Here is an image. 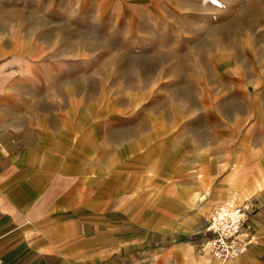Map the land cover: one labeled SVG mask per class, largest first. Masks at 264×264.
Wrapping results in <instances>:
<instances>
[{"label":"rangeland","instance_id":"rangeland-1","mask_svg":"<svg viewBox=\"0 0 264 264\" xmlns=\"http://www.w3.org/2000/svg\"><path fill=\"white\" fill-rule=\"evenodd\" d=\"M1 46L0 95L19 103L1 117L17 128L59 139L74 112L105 154L199 155L215 208L264 183V0H0Z\"/></svg>","mask_w":264,"mask_h":264},{"label":"crops","instance_id":"crops-1","mask_svg":"<svg viewBox=\"0 0 264 264\" xmlns=\"http://www.w3.org/2000/svg\"><path fill=\"white\" fill-rule=\"evenodd\" d=\"M7 89L0 95V264H264V183L242 198L247 250L221 259L207 247L206 227L225 196L195 178L196 168H208L199 155L165 161L160 143L138 141L105 154L96 123L74 112H59V139L38 136L29 122L21 129L1 117L19 105ZM79 117L87 129L74 150Z\"/></svg>","mask_w":264,"mask_h":264},{"label":"built area","instance_id":"built-area-1","mask_svg":"<svg viewBox=\"0 0 264 264\" xmlns=\"http://www.w3.org/2000/svg\"><path fill=\"white\" fill-rule=\"evenodd\" d=\"M208 219L207 247L212 253L221 259H234L245 253L248 241L242 235L247 220L243 206L222 203Z\"/></svg>","mask_w":264,"mask_h":264},{"label":"bare ground","instance_id":"bare-ground-1","mask_svg":"<svg viewBox=\"0 0 264 264\" xmlns=\"http://www.w3.org/2000/svg\"><path fill=\"white\" fill-rule=\"evenodd\" d=\"M7 91L5 90V93ZM238 193H235V192H231L230 195H228V199L224 200V203H227V204H231V205H239L241 204L240 200H238L239 196L237 195ZM244 194V193H243ZM251 193L250 192H246L244 196H249Z\"/></svg>","mask_w":264,"mask_h":264}]
</instances>
